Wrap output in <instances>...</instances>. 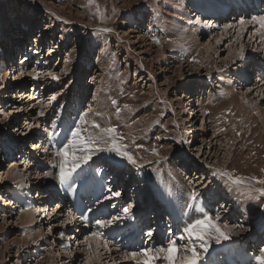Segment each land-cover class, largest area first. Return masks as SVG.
Masks as SVG:
<instances>
[{
  "label": "rangeland",
  "instance_id": "374dc122",
  "mask_svg": "<svg viewBox=\"0 0 264 264\" xmlns=\"http://www.w3.org/2000/svg\"><path fill=\"white\" fill-rule=\"evenodd\" d=\"M262 16L264 0H0V264H143L144 257L130 253L168 239L166 229L146 236L156 231L151 224L157 211L172 226L168 213L174 209L171 236L188 224L177 210L181 181L192 204L186 209L201 211L200 217L218 214L221 228L231 229L229 239L211 242L200 264L253 263L264 248V185L251 182L250 190L248 183L251 177L264 180V32L256 22ZM211 19L217 21L212 27ZM190 32L197 33L195 40ZM26 55L30 71L20 79ZM89 106V120L115 127L141 165L99 152L83 166L87 174L102 164L111 168L102 180L120 195L101 211L102 197L89 202L95 185L78 182L76 193L64 194L58 167H52L59 164L55 152L69 126ZM54 115L60 116L56 129ZM216 169L246 183L237 185ZM44 170L53 173L48 180ZM9 173L27 182L13 184ZM75 194L87 205L79 212ZM137 201L146 208L132 207L133 219L92 237L98 219ZM69 211L73 218L66 222ZM26 212L35 220L32 239L20 222ZM138 219L142 229L134 233ZM182 253L180 248L176 264H183Z\"/></svg>",
  "mask_w": 264,
  "mask_h": 264
},
{
  "label": "snow or ice",
  "instance_id": "6c2138e0",
  "mask_svg": "<svg viewBox=\"0 0 264 264\" xmlns=\"http://www.w3.org/2000/svg\"><path fill=\"white\" fill-rule=\"evenodd\" d=\"M92 0H89V4ZM98 16L101 15L99 8L97 6ZM113 15H115V9H113ZM256 22L261 28H264V16L256 18ZM240 26L243 27L245 21L241 19L239 21ZM228 27H231L229 25ZM105 31H111L110 29H105ZM156 44H160V41H155ZM244 50L241 48L239 56L243 58ZM40 73L37 72L33 79H38ZM53 81H58L59 77L55 74L48 73ZM56 97L53 96L52 100ZM112 105L116 106L117 101L112 100ZM124 109L131 110L130 106L125 104ZM121 109L116 108V113L119 115ZM93 109L91 106L88 107L87 111L83 112L78 116V122L73 123L69 126V137L66 142L55 152V157L59 158L58 164V180L60 185L67 186L71 191H75V185L79 182L83 186L89 176L85 172L84 165H89L92 160L99 152H107L109 154H114L121 160L126 161L130 165L141 166L138 164L137 159L134 154L128 151L127 144L123 143L124 137L117 133L115 127H101L99 123L89 120V113H92ZM40 116H44V112L39 113ZM60 120L59 115H54L51 122V128L56 129L58 127L57 121ZM32 127V125H28ZM89 128L96 130L95 132L89 131ZM223 131V130H222ZM239 135V133H237ZM159 139V137H157ZM182 143H187L186 140L181 138ZM47 151V149H45ZM152 155L159 156V152L153 148ZM52 167H57L53 165ZM217 174L227 177L237 185L245 184L244 178H233L230 172H221L220 169L215 170ZM83 174V175H82ZM45 177L52 176L53 173L47 170L43 171ZM251 182L255 184L264 185V180L257 179L256 177H251L249 183V189L251 190ZM111 196L105 197L106 199H111L112 197H118L119 192H112L109 189ZM260 194L264 196V189L261 190ZM191 200L196 201L198 199L197 193L193 192L191 195ZM132 205H125L117 215L111 216L107 219H98L96 221L97 231L92 233V237H102L104 235V230L111 227L114 223L122 220H131L134 218L131 212ZM27 210V209H25ZM89 212L92 211L91 208L88 209ZM68 221L72 220V212H68ZM85 218L86 217H83ZM220 217L217 214L215 218L212 215H202L200 218H196L188 223L180 231L178 236H170L166 243H162L159 246L145 248L139 252H132L130 255L135 258L136 256H143V264H157L158 261H163V264H176L177 254L180 248H183V253L179 255L183 261V264H200L201 258L208 253L210 244L215 240L216 244H220L222 240H227L230 238L229 232L231 229L228 225H224L223 229L220 226ZM224 229H228L225 231ZM51 231V229H49ZM63 236V233L60 234ZM152 232L149 230L146 236L151 238ZM187 241V244L182 242ZM180 242V243H178ZM107 248V243L103 245ZM256 264H264V248L260 250V253L254 257Z\"/></svg>",
  "mask_w": 264,
  "mask_h": 264
},
{
  "label": "bare ground",
  "instance_id": "6f19581e",
  "mask_svg": "<svg viewBox=\"0 0 264 264\" xmlns=\"http://www.w3.org/2000/svg\"><path fill=\"white\" fill-rule=\"evenodd\" d=\"M236 12H238V10L236 11ZM238 16V15H237ZM18 18H19V16L15 19L16 21L18 20ZM8 19V18H7ZM8 22V21H7ZM217 21H214L213 19H211V20H209L208 21V23L207 24H209V25H211V27H212V25H215V23H216ZM254 22V21H253ZM261 32H264V28H262V30H261ZM196 34L197 33H194V32H190V36L193 38V40H195V37H196ZM56 51V50H55ZM54 53H56V52H54ZM21 60H23L22 62H21V64L20 65H23V66H21V68H19L20 69V73H19V75H17V78H23V77H26V75H27V73H28V71H30V70H28L29 68L27 67V66H29L28 64L30 63V61H31V59L30 58H28V55H26V57H22L21 58ZM25 65V66H24ZM259 68V65H257V69ZM255 71V70H254ZM17 72V71H16ZM15 72V73H16ZM23 72V73H22ZM249 72V71H248ZM33 73H34V71H33ZM29 74V73H28ZM31 75V74H30ZM30 75H28V76H30ZM27 76V77H28ZM250 77V76H249ZM252 79V78H251ZM24 81V80H23ZM258 81V80H257ZM202 94V93H201ZM244 95V94H243ZM202 96V95H201ZM233 97L235 98V96L233 95ZM35 98V97H34ZM236 100H237V98H235ZM192 101V100H191ZM195 100H193V102H194ZM237 102L238 103H240V101H238L237 100ZM192 103V102H191ZM258 112V116H261V111L260 110H258L257 111ZM257 112H256V114H257ZM62 142V141H61ZM59 146H61L60 144H59ZM40 148V147H39ZM53 153V152H52ZM48 158V157H47ZM50 159V158H49ZM58 160V159H57ZM52 161V160H51ZM44 162H46V161H44ZM47 162H48V160H47ZM12 163V162H11ZM57 163V162H56ZM59 163V162H58ZM55 164V163H54ZM53 165V164H52ZM58 165V164H57ZM89 165H91V164H89ZM103 165V166H102ZM99 168H96V169H94L93 171H92V173L91 172H89L87 175L89 176V179L87 180L88 182H91L92 183V185H95V191H91V197H92V199L89 201V202H91L92 200L94 201V199H96L97 197H102V204L100 205L99 204V209L98 210H102V208L101 207H103V205H105L106 204V201H109V199H106L105 197H108V195H109V189H111V188H109V187H107L106 186V184H105V182H103V180H102V175L106 172V171H109L110 172V170H111V168H109L110 166L109 165H104V164H102ZM11 166V168L10 169H12V168H15L16 167V165H15V163L14 164H12V165H10ZM58 167V166H57ZM86 168H88V167H86ZM180 169V168H179ZM182 171V170H181ZM181 173H184V172H181ZM5 173H2L1 174V176L2 175H4ZM100 174V175H99ZM6 175V174H5ZM37 175V174H36ZM58 175V174H57ZM83 175V174H82ZM185 174H183L182 176H184ZM3 177V176H2ZM6 177H8V181L9 182H11V183H13V184H18L19 182H21V184H23V183H26L27 182V180H26V177H24V176H12L10 173L8 174V176H6ZM131 177H133V175L131 176ZM38 178V177H37ZM48 178L49 177H46V180H48ZM51 178V177H50ZM117 178V177H116ZM122 181H123V177H121L120 178ZM199 179H200V177H199ZM132 180V179H131ZM129 181L130 183L129 184H131V182L132 181ZM35 181V180H34ZM110 181V180H109ZM114 181H116V180H113V181H110V183H111V185H113V183H114ZM36 183L37 184H40V181H36ZM109 183V182H108ZM3 184L4 183H2V181L0 182V188L3 186ZM178 184V183H177ZM32 185V184H31ZM49 185V184H48ZM17 186H19V185H17ZM38 186V185H37ZM181 186L182 187H187V183H185L184 181H181ZM181 186H179L177 189H179V190H177L176 191V195H177V197H176V199H177V206L179 207V209H177L178 211H182V212H184V213H180L181 215H180V218L182 217V219L184 220V223L185 224H187V223H190L192 220H194L193 218V216H195L194 214H197L198 215V218L200 217L199 215L201 214V211H199V213L200 214H198L196 211H191L192 210V208H188V209H186L188 206H189V204H190V199H189V197L185 194V192H183V191H187V189H180V188H182ZM28 188V187H27ZM30 188V187H29ZM59 189V188H58ZM75 189H78V187L77 188H75ZM61 190H63L62 192L64 193V194H68L69 193V195L70 194H72V192H71V190H69L68 188H67V186H64L63 187V189L61 188ZM81 190H82V188H81ZM189 190V189H188ZM75 193H76V191H74ZM85 193H88L87 191H84ZM175 192V191H174ZM48 193H49V191H48ZM51 195V194H50ZM50 195L49 196H47V197H49L48 199H51L52 197H50ZM71 196V195H70ZM140 196V195H139ZM38 197H41V196H38ZM34 198V197H33ZM64 197H62V199H63ZM73 199H77V203H79V205H78V212L79 211H81L82 209H85L86 208V204L84 203V201H82V198L79 196V194H75V196H73L72 197ZM134 198H137V200L140 198V197H138V194L136 193L135 195H134ZM143 198V197H142ZM2 199V201H3V199H4V197H2L1 198ZM42 199V198H41ZM47 199V198H46ZM23 200V199H22ZM8 200H5V202H7ZM7 204H8V202H7ZM6 203H5V205L4 206H7L8 207V205H7ZM10 205V204H9ZM30 205V204H29ZM136 205V206H135ZM155 205V207H156V210H157V208H158V206L156 205V204H154ZM153 205V206H154ZM190 205H192V204H190ZM28 206V205H27ZM35 207H37V206H35ZM43 207V206H42ZM132 207H136V208H138V209H141V208H146V205H144L143 203H138V201H137V203H135V204H132ZM39 208H41L40 206H39ZM57 208V207H56ZM136 208H135V210H136ZM27 209V208H26ZM30 209V208H29ZM36 209V208H35ZM28 210V209H27ZM146 210V209H145ZM155 210V211H156ZM169 210V209H168ZM41 212H43L42 210H40ZM55 211H57V210H55ZM61 211V210H60ZM59 211V212H60ZM170 213H168L169 214V216L171 217L170 218V223H171V225L172 226H170L169 225V220H166V218H163L164 220H162V218H159V216L160 217H162V213H160L159 211H157V214L159 215L158 217H156L155 215H153V221H152V224L151 225H153V226H156V231L154 232L152 229H149L150 231H153L152 232V238L153 237H156L157 235H159V231L160 230H163V229H166V231H167V233L165 234V236L164 237H166V238H169L171 235H172V233H173V226L175 225V222H174V209H171L170 208ZM176 211V210H175ZM25 212V211H24ZM38 212H39V210H38ZM36 213V212H35ZM44 213V212H43ZM86 213V212H85ZM156 214V213H155ZM150 215H151V213H150ZM149 214H148V216L142 221V220H139L140 218H141V216H139V219L138 220H136L135 222H134V225H135V227L133 228V231H134V233H137V232H139L142 228H140L139 227V225H137V223H138V221H142L143 223L145 222V220L150 216ZM164 215L166 216L167 215V213H164ZM193 215V216H192ZM203 215H205V214H203ZM144 217V216H143ZM188 218V219H187ZM190 219V220H189ZM34 218H33V214L31 213V212H26L23 216H22V218L20 219V222H21V224L24 226V230H28V231H30L31 233L29 234V239H32V237L34 238V235H35V233L33 234V231H34V227H35V225H34ZM86 221V220H85ZM142 223V224H143ZM84 227V226H83ZM30 228V229H29ZM115 228V227H114ZM133 233L130 235H128L126 238H131V237H133ZM123 237V236H122ZM139 239V238H138ZM22 254V253H21ZM143 257V256H142ZM245 257H246V255H245ZM225 258V257H224ZM128 259V258H127ZM225 259H227V257L225 258ZM239 260H243L242 259V256L241 257H239ZM249 264H256V262H255V260H254V262L253 263H249Z\"/></svg>",
  "mask_w": 264,
  "mask_h": 264
}]
</instances>
